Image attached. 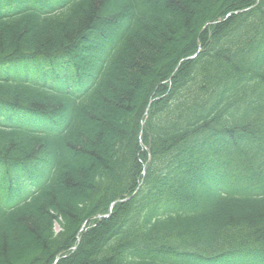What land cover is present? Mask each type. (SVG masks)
<instances>
[{
	"label": "trees",
	"instance_id": "obj_1",
	"mask_svg": "<svg viewBox=\"0 0 264 264\" xmlns=\"http://www.w3.org/2000/svg\"><path fill=\"white\" fill-rule=\"evenodd\" d=\"M0 264H264V0H0Z\"/></svg>",
	"mask_w": 264,
	"mask_h": 264
},
{
	"label": "rangeland",
	"instance_id": "obj_2",
	"mask_svg": "<svg viewBox=\"0 0 264 264\" xmlns=\"http://www.w3.org/2000/svg\"><path fill=\"white\" fill-rule=\"evenodd\" d=\"M59 230V228H57Z\"/></svg>",
	"mask_w": 264,
	"mask_h": 264
}]
</instances>
